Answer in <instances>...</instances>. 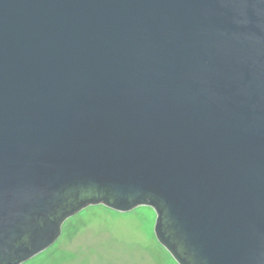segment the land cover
I'll list each match as a JSON object with an SVG mask.
<instances>
[{
  "label": "water",
  "instance_id": "1",
  "mask_svg": "<svg viewBox=\"0 0 264 264\" xmlns=\"http://www.w3.org/2000/svg\"><path fill=\"white\" fill-rule=\"evenodd\" d=\"M96 204L264 264V0H0V264Z\"/></svg>",
  "mask_w": 264,
  "mask_h": 264
},
{
  "label": "rangeland",
  "instance_id": "2",
  "mask_svg": "<svg viewBox=\"0 0 264 264\" xmlns=\"http://www.w3.org/2000/svg\"><path fill=\"white\" fill-rule=\"evenodd\" d=\"M147 205L119 211L89 205L68 217L48 248L21 264H178L157 239Z\"/></svg>",
  "mask_w": 264,
  "mask_h": 264
}]
</instances>
